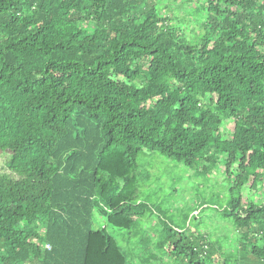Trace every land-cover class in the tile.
I'll use <instances>...</instances> for the list:
<instances>
[{
	"label": "trees",
	"instance_id": "obj_1",
	"mask_svg": "<svg viewBox=\"0 0 264 264\" xmlns=\"http://www.w3.org/2000/svg\"><path fill=\"white\" fill-rule=\"evenodd\" d=\"M4 93L27 119L0 107V264H154L146 219L172 261L264 264V0H0ZM156 153L216 157L228 195L176 225L140 175Z\"/></svg>",
	"mask_w": 264,
	"mask_h": 264
},
{
	"label": "rangeland",
	"instance_id": "obj_2",
	"mask_svg": "<svg viewBox=\"0 0 264 264\" xmlns=\"http://www.w3.org/2000/svg\"><path fill=\"white\" fill-rule=\"evenodd\" d=\"M184 13H178V22L185 18ZM177 23V21L175 22ZM174 23V24H175ZM0 107L3 108L5 114L12 115L18 119L21 123H24L27 118H24V112L22 111L19 101H15L14 95L4 93L0 98ZM260 118L254 117L250 119V124H259ZM31 124L30 121H28ZM146 166L141 170L140 175L144 181L155 182L160 178L161 182H157L153 191L148 192L153 196L155 200L163 202L164 210L174 212L177 214V220H175L178 226H188L191 223V227L194 226L189 216L188 220H183V214L186 211L190 212V207L194 205L197 200H202L204 197L222 195L225 198L228 195L229 181L224 173L223 163L217 160L216 157H208L203 171L198 175H194L184 165L172 162L167 157L156 153L148 157ZM5 159H0V164L4 163ZM151 188L150 186H148ZM159 187H162L159 188ZM239 189L243 195H247L246 186L240 184ZM243 188V189H242ZM243 190V191H242ZM143 191V190H142ZM158 191V195L156 194ZM208 204V203H207ZM204 208L201 215L204 216V220L207 225L203 226L204 230H210L213 233V228L222 223L217 218L215 207H218V203L213 201ZM170 208V210H169ZM178 210V212H176ZM201 211V210H200ZM199 211V212H200ZM167 219V218H166ZM169 220V219H167ZM190 227V228H191ZM186 228L185 230H188ZM162 227L159 222L152 219L144 220L141 225L134 227V238L137 240V244L140 249V258L147 261L152 260L154 264H182L179 261H172L167 259L168 256H162L161 250L157 243L163 236ZM138 249V250H139ZM159 254L160 259H153L154 256ZM166 259L164 260V258Z\"/></svg>",
	"mask_w": 264,
	"mask_h": 264
},
{
	"label": "built area",
	"instance_id": "obj_3",
	"mask_svg": "<svg viewBox=\"0 0 264 264\" xmlns=\"http://www.w3.org/2000/svg\"><path fill=\"white\" fill-rule=\"evenodd\" d=\"M47 248H48V249H50V248H51V246L48 244V245H47Z\"/></svg>",
	"mask_w": 264,
	"mask_h": 264
}]
</instances>
